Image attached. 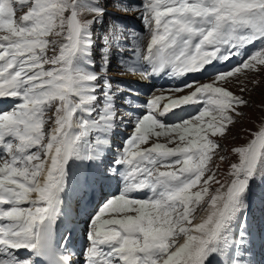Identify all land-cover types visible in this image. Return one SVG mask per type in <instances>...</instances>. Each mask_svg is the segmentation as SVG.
<instances>
[{
  "label": "snow or ice",
  "instance_id": "1",
  "mask_svg": "<svg viewBox=\"0 0 264 264\" xmlns=\"http://www.w3.org/2000/svg\"><path fill=\"white\" fill-rule=\"evenodd\" d=\"M108 4L131 10L122 0H0V98L14 101L0 112V264H255L245 213L252 182L264 181V124L231 149L227 178L218 171L227 161L220 141L249 106L228 85L264 72V0H142L143 33ZM235 57L210 82L139 106L101 173L116 193L85 213L78 253L71 230L61 244L71 165H103L123 122L117 101L132 92L111 75L113 59L119 74L143 81ZM189 105L195 115L166 122Z\"/></svg>",
  "mask_w": 264,
  "mask_h": 264
},
{
  "label": "bare ground",
  "instance_id": "2",
  "mask_svg": "<svg viewBox=\"0 0 264 264\" xmlns=\"http://www.w3.org/2000/svg\"><path fill=\"white\" fill-rule=\"evenodd\" d=\"M122 2L125 6L131 9L130 11H128V13H132L131 16L129 15L130 18L128 20L130 29L140 33L141 30H143L144 28L141 20L139 19L140 11L138 10L142 0H122ZM105 19L106 21L108 20V18ZM253 50L254 47L250 46L247 49V53L250 54ZM127 56L128 53H125V58H127ZM240 59H241L240 57H235L229 62H217L214 64V66H209L205 72L190 73L186 77L172 78L166 75H161L159 77H151L148 80H143V81H141L138 76L119 74V69L117 68V60H115L116 62L113 61L115 62L116 66L113 65L111 75L117 81H125L126 83H124L122 86L125 88L126 87L125 85H128V88L131 87L132 92L130 95H127L128 96L127 98L128 102L126 103L127 106L126 105L124 106L123 104L119 106L120 114L123 116V122L118 121L116 128L109 135L110 145L108 146V149H106L105 151V158L103 165H105L106 163L105 167L108 166V162L113 159L117 149L124 143V141L133 131L132 130L130 132L128 129H125L124 127L129 128V126H124L125 123H129L131 126L132 124H134L135 119L139 117L144 111V109L139 106L143 105L151 96L158 95L161 92L167 94V91L170 88L177 87L184 83L190 82L191 79L195 77L197 78L207 75L210 76L211 74L210 77L211 79L207 80L208 83L214 78V75L216 74L217 71H227L230 67L238 63ZM248 79H250V76L248 77ZM205 81L206 79L199 83H205ZM127 96H125V98ZM0 102H2V104L4 105V106H0V112L9 110L14 103V101L11 98H0ZM123 102H125V100ZM119 103L122 102L117 101V104ZM193 107L188 108L186 106H182L181 108H179V110L182 109L185 110L183 115L175 119V115H172L170 113L167 117H165L166 122L167 123L178 122L180 118H184V114L187 111L190 113V115H192L193 113H195ZM175 111L176 110L174 109V112ZM125 113H128V115H125ZM120 132L122 133L119 134ZM94 177L96 178L101 177V175L98 174L95 166L85 167L84 165H79V164L71 165L70 174H69V187L63 196L64 212L66 213V215L62 217L63 220L62 223L58 222L57 239L60 240L62 244L63 243L62 237H64L66 233L68 234V231L71 230V232L75 233V235L71 236L69 245L73 247V250L76 251L77 253L80 251V246L83 243V236L81 234L82 229L81 230L79 229V226L81 224V219H79L77 215L78 214L77 211H80L81 213L84 212V210H86L89 207H91L89 209V212L95 210L99 206V204L96 206V203L101 198L98 192V187L97 185H95L97 181L95 180V183L92 182V179ZM102 180H108V179L102 177ZM110 188H112V191H115L116 193L117 185L115 180H112V184ZM83 194L85 195V197L82 202L83 206H81V197L83 198ZM104 200L105 198L100 202V204H102ZM77 202H80V205ZM77 205L81 207L78 208V210H77ZM261 215L264 216V209L261 212ZM79 257L80 256H77L75 257V259L78 260ZM251 257L255 259V264H256L257 256L252 254ZM261 258L264 259V255H262L260 259ZM80 260H82V257H80ZM258 262L261 261L258 260Z\"/></svg>",
  "mask_w": 264,
  "mask_h": 264
},
{
  "label": "rangeland",
  "instance_id": "3",
  "mask_svg": "<svg viewBox=\"0 0 264 264\" xmlns=\"http://www.w3.org/2000/svg\"><path fill=\"white\" fill-rule=\"evenodd\" d=\"M107 10L108 12L115 13L116 15H119L121 17H123L122 15L126 16L128 14L125 12H117L116 9H114L111 4L107 5ZM131 14L132 13H129L130 16ZM123 18H124L123 20H126L129 19V16ZM107 21L105 19V26H107ZM97 43H99V41H97ZM115 60L116 59H113V61ZM115 62H113V65L116 66ZM249 76L250 79L244 80L243 84H240L237 81L233 80L232 84L228 85L229 89L233 91L236 95H242L244 99L248 100L249 106L240 109V111H242L244 115L237 118L238 122L230 127V130L226 134V137L220 141L224 149L223 151L220 152V155L227 157V161L220 165L218 171V178L221 179V181L227 178V171L229 169L230 163L237 162V157L232 154L231 149L233 147L246 144L252 138L251 135L249 134V130L255 132L258 130L261 124H264V72H261L259 74H250ZM210 77L211 74L210 76L207 75L203 77H197V78L195 77L191 79V81L195 80L201 82L206 79L205 83H207V80L211 79ZM241 79L243 80V77H241ZM253 80H258L259 83L254 84L252 83ZM125 86H126L125 90H127L128 85ZM241 87H244L245 91L241 92L240 91ZM127 98L128 96L123 99V101L125 100V102H123L122 100H118L119 102H122L119 103L118 106L122 104L125 106L126 103L128 102ZM133 125L134 124H132L131 126L129 123H125L124 126H129V128L124 126L123 127L131 132L133 130ZM121 133L122 132H120L119 134ZM218 163H220L219 159L218 157H215L212 165L210 166L215 167V165ZM105 165H102L100 168H96L97 172L102 173L104 169L108 167V166L105 167ZM98 170H100L101 172ZM102 177L103 176L101 175V177L96 178L97 181L96 184L98 187L99 195L102 197L100 198L99 203L104 198H107L108 196L114 194L111 188L107 187L105 180H102ZM109 187H111V185ZM84 197L85 195L83 194V198L81 197V206H83L82 202ZM77 203L80 205V202ZM79 205H77V210L78 208H81L79 207ZM247 205L248 206L245 215L247 218V226L250 233L248 239L250 240L249 247L251 248V251L250 253L246 254V259L253 260L255 262V259L251 257L252 254L257 256V260H260L259 259L260 256L264 255V216L261 215V212L264 209V181H262L259 176L256 177V179L252 182L250 186ZM199 214L200 213H197V215ZM79 219H81L80 226L82 224L84 225L83 221L85 219V215L82 214V216L79 217ZM84 228H82V230ZM259 243L261 244L263 243V244L259 247ZM263 261L264 259H261V262H257L256 264L259 263L264 264Z\"/></svg>",
  "mask_w": 264,
  "mask_h": 264
}]
</instances>
